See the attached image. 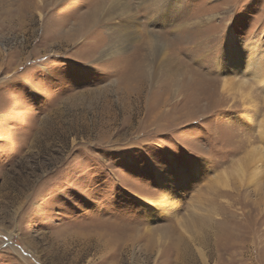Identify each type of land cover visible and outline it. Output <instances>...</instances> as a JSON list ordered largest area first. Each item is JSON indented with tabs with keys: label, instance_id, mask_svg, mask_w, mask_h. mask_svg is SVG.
I'll list each match as a JSON object with an SVG mask.
<instances>
[{
	"label": "rangeland",
	"instance_id": "obj_1",
	"mask_svg": "<svg viewBox=\"0 0 264 264\" xmlns=\"http://www.w3.org/2000/svg\"><path fill=\"white\" fill-rule=\"evenodd\" d=\"M231 30L264 49V0H0V264H264V82L223 71Z\"/></svg>",
	"mask_w": 264,
	"mask_h": 264
},
{
	"label": "bare ground",
	"instance_id": "obj_2",
	"mask_svg": "<svg viewBox=\"0 0 264 264\" xmlns=\"http://www.w3.org/2000/svg\"><path fill=\"white\" fill-rule=\"evenodd\" d=\"M103 21H106L107 24L111 27L116 29L117 23L126 22L124 18L121 19V16L117 13V8L110 7L107 10H104L103 13ZM118 25V24H117ZM227 45L224 48V52L222 55V69L228 76H239L245 72H249L252 76H255L260 82H264V49L260 44H257L255 42L251 43L250 45L246 46L245 48L238 47L236 44L237 38L234 32L231 30L227 35ZM114 50V49H113ZM106 51V50H105ZM108 53V52H107ZM106 53V54H107ZM113 52L110 49V53ZM108 54V55H109ZM220 66V65H219ZM254 78V77H253ZM239 82V81H238ZM238 84V83H236ZM226 85V89L233 86V82L229 85ZM239 87H241V83L239 84ZM204 160L203 162H205ZM158 167V166H156ZM200 167V164L196 163L194 166V171L196 172ZM160 168H156L159 174H161V183L163 185L162 188V194L161 198L158 200L144 199V202L146 204H149L150 206L158 209L160 204H163L162 202L168 199H170V191L172 190L171 186H174L173 183L165 182L163 179V172L159 170ZM243 167H240V170H242ZM259 169V168H256ZM181 171V170H180ZM258 171V170H257ZM183 176L181 181H179V185L183 187V184L185 183V179L187 178L186 174H182ZM170 179H173L172 177L168 176ZM167 177V178H168ZM226 179V178H225ZM173 192V191H172ZM148 202V203H147ZM171 203V202H170ZM160 210V209H159ZM190 226V225H189ZM189 228V227H188Z\"/></svg>",
	"mask_w": 264,
	"mask_h": 264
}]
</instances>
